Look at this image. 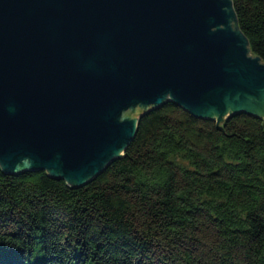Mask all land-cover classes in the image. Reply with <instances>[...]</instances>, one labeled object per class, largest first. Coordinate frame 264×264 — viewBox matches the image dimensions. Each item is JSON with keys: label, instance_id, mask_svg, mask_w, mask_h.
Returning a JSON list of instances; mask_svg holds the SVG:
<instances>
[{"label": "water", "instance_id": "1", "mask_svg": "<svg viewBox=\"0 0 264 264\" xmlns=\"http://www.w3.org/2000/svg\"><path fill=\"white\" fill-rule=\"evenodd\" d=\"M168 100L264 115V61L232 0H0L3 171L85 184Z\"/></svg>", "mask_w": 264, "mask_h": 264}, {"label": "trees", "instance_id": "2", "mask_svg": "<svg viewBox=\"0 0 264 264\" xmlns=\"http://www.w3.org/2000/svg\"><path fill=\"white\" fill-rule=\"evenodd\" d=\"M264 61V0H232ZM0 264H264V119L174 101L82 185L0 167Z\"/></svg>", "mask_w": 264, "mask_h": 264}, {"label": "rangeland", "instance_id": "3", "mask_svg": "<svg viewBox=\"0 0 264 264\" xmlns=\"http://www.w3.org/2000/svg\"><path fill=\"white\" fill-rule=\"evenodd\" d=\"M262 118H264V115L262 116Z\"/></svg>", "mask_w": 264, "mask_h": 264}]
</instances>
